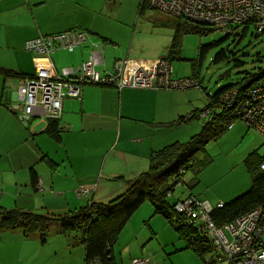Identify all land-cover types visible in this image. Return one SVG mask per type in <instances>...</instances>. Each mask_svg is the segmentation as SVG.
<instances>
[{"label":"crops","instance_id":"0c3cea01","mask_svg":"<svg viewBox=\"0 0 264 264\" xmlns=\"http://www.w3.org/2000/svg\"><path fill=\"white\" fill-rule=\"evenodd\" d=\"M110 1L0 0V197H15L21 195L24 189L33 188L39 190L42 197L46 195L59 199L57 204L61 205L64 200L69 210L77 208L74 204L79 207L87 205L89 198L106 202L121 194L130 180L148 169L149 156L153 151L175 142H185L193 135L195 127L191 128L189 123L197 110L194 99L179 90L118 89L114 85L84 84L80 98L66 97L62 101V114L58 119L59 141L44 133L48 121L33 117L28 124H23L13 111L17 102V83L21 78L52 77L62 69H76L92 55L98 61L95 69L101 73L113 70L119 58L151 62L165 57H158L161 54L159 48L169 47L159 39L161 23H156L150 16L148 21L151 26L138 24L134 10L128 16L122 15L115 8L117 2L112 4ZM109 2L111 9L108 13ZM142 2L138 5V15L148 7L145 3L140 9ZM145 26L149 31L146 32L149 38L146 42L138 33ZM72 29L86 33V41L72 51L59 49L46 56L24 49L27 40L39 35ZM139 40L149 42L153 50L158 51H151L146 58H137L135 53H138L136 44L139 45ZM168 40L165 39L166 42ZM4 71H10L14 76H6ZM37 119L39 122L33 124ZM45 137L52 142H47ZM252 146L253 150L244 159L246 170L247 157L259 154V144ZM208 155L210 165L212 156ZM33 171L36 174L35 185L31 183ZM195 185L189 192L211 206L227 202L217 193L206 192L201 196L200 192L194 193ZM82 186L87 188V193L78 195ZM241 187H227L226 198L230 201L248 188ZM25 192L29 193L28 190ZM145 203L127 222L132 227L135 222L137 226L158 215L153 212L151 204ZM161 226L166 228V221ZM53 229L55 235L63 236L58 227ZM163 236L167 238L165 234ZM145 238L135 237L134 246L132 242H124L118 253L112 246L115 264H119L117 258H120L121 264H131L135 258L146 257L153 264L151 252L141 248L154 237L148 231V238ZM176 238L162 239L163 248L171 245L174 251H169L186 253L188 259L186 263L177 259L172 264H204L192 250L183 248L182 241ZM62 241L69 247L77 245L66 237ZM42 245L37 233L26 236L20 228L0 230V259L7 260L6 264H41L36 255L44 247ZM211 255L208 253L205 257Z\"/></svg>","mask_w":264,"mask_h":264},{"label":"trees","instance_id":"16d2710c","mask_svg":"<svg viewBox=\"0 0 264 264\" xmlns=\"http://www.w3.org/2000/svg\"><path fill=\"white\" fill-rule=\"evenodd\" d=\"M145 3L148 4V0H143L140 9L145 6ZM175 19L178 21L175 22L168 54L160 59L170 61L171 57L178 56L183 33L201 34L209 30H216L203 23H194L183 18ZM251 29L252 33H257V36L264 32V30ZM248 30L250 28L247 26L241 27V36L239 37H243ZM235 32L223 33L222 40L234 35ZM218 43L200 44L198 60L202 61L205 55ZM224 58L225 52L220 50L215 54L213 61L216 63ZM4 74L14 76L10 71H4ZM263 76L264 70L252 75H245L239 83L221 87L213 93L206 107L208 120L201 129L185 142H175L153 151L149 156L148 169L130 180L126 189L116 197L106 202L89 200L85 206L58 215L39 214L17 208L6 209L0 206V230L20 228L26 236L37 233L40 243L45 244L49 229L56 225L69 242L83 245V264H115L112 246L132 215L141 205L148 202L152 205L153 212L161 215L166 223L174 229L178 239L183 243V248L192 250L204 264H214L221 260L213 250V240L206 234L203 223L196 222V220L190 222L187 216L174 210L175 204L183 199L173 203L168 202L167 199L177 184L183 183L190 189L197 183V175L189 182L184 181L185 172L190 170L194 174H198L205 168L211 161L206 146L217 140L228 129L227 126L230 123L234 125L238 121L234 114L236 107L224 103L220 105V96L228 90L236 88L238 91L236 99H242L244 92ZM194 78L198 79L195 76ZM198 81L200 87V80L198 79ZM244 125L248 129H252L246 124ZM44 133L55 141H59L58 120L48 121ZM261 137L263 136L261 135ZM202 156L203 158L198 160ZM263 159L264 156L257 153L250 154L246 159L247 170L251 177L250 187L230 201L222 203L221 207H218L217 204L212 206L209 216L217 226H223L257 207L264 209V170L260 168ZM31 180L32 185H35L36 174L34 171ZM189 195L192 194L189 192L187 196ZM208 253H212V255L205 257Z\"/></svg>","mask_w":264,"mask_h":264},{"label":"built area","instance_id":"2783aa9c","mask_svg":"<svg viewBox=\"0 0 264 264\" xmlns=\"http://www.w3.org/2000/svg\"><path fill=\"white\" fill-rule=\"evenodd\" d=\"M148 6L159 13L175 18L203 23L229 34L247 26L264 30V0H148ZM86 41L83 30L72 29L27 40L24 49L30 53L49 56L56 50L72 51ZM94 55L76 69H62L52 77H24L17 83V103L13 111L23 124L33 117L46 121L58 120L62 114V101L66 97L80 98L84 84L114 85L145 89L186 90L199 87L194 77H172L168 59L137 61L119 58L113 70L101 73L95 69ZM237 89L222 94L219 101L235 106V119L261 134L264 138V76L236 99ZM207 114V111L205 112ZM230 123L227 128L232 127ZM264 170V159L260 164ZM78 195L87 193L80 187ZM218 207L222 203H217ZM212 206L195 195H189L175 204L174 210L187 216L189 221L202 222L206 234L213 240V250L228 264H264V209L257 207L223 226L210 218ZM97 264V263H95ZM131 264H150V258H135Z\"/></svg>","mask_w":264,"mask_h":264},{"label":"rangeland","instance_id":"374dc122","mask_svg":"<svg viewBox=\"0 0 264 264\" xmlns=\"http://www.w3.org/2000/svg\"><path fill=\"white\" fill-rule=\"evenodd\" d=\"M110 2L112 4L117 2L115 8L122 15L128 16V14L134 10V15L138 17V24L143 26H151L148 19L150 16H153L156 23H161L159 26V39L162 43L165 42L169 46L171 42V34L176 25L175 22L178 21L177 19L159 13L149 6V8L145 7L144 12H141L138 15V5L141 0H111ZM110 2L108 9H106V12L108 13L111 9ZM152 21L153 20H151V22ZM130 30H132V26ZM251 30L252 29L250 28V30L240 38L241 28H237L234 35H231L224 40H222L223 33L219 30H209L207 32H202L201 34L196 32L182 34L178 48V56L175 58L171 57L170 62L172 77L186 78L195 76L200 80V87H191L183 91H178L188 93L190 97L194 99L195 109L197 110L195 112V117H193L189 123L191 128L195 127L192 134L197 133L208 120V116L205 112L210 101V96L213 93L221 87L239 83L245 75H252L264 70V32L257 36V33H252ZM140 31L141 32H138L141 34L140 37L146 42L148 38L146 32L149 31H147L146 26ZM155 32H153L154 37ZM166 38H169L168 42L165 41ZM212 42L219 43L205 55L202 61H199V45ZM123 43H125V41H123ZM136 49H138V53H135L137 58H146L151 51H158V49L153 50V46L149 45V42L144 43L142 41H140L139 45L136 44ZM159 49L161 54L158 57L166 56L168 54V48L165 49L161 47ZM220 50L225 52V58L215 63L213 61L214 56ZM219 104L221 105V101H219ZM38 122L39 119L35 120L33 124ZM47 142L52 141L47 138ZM254 143L255 145H257V143L259 144L258 153L263 156V137H261L258 132L245 127L242 121H236L231 129H226L216 141H212L208 144L207 153L212 156V163L205 167L199 174H194L190 170L186 171L183 177L184 181L189 182L195 175H197L198 183L193 189L194 193L200 192V196L206 192L208 194L217 193L224 199H227L226 201H229L228 199L230 198H226L225 194V192H227L225 191L227 187H233L235 185H241V188L243 189L250 187L251 177L249 172L245 169L246 166H243V164L245 157L253 150L252 145H254ZM49 150L51 153L52 150ZM202 158L203 156L198 160H201ZM248 188L243 191H246ZM26 190L29 191L28 194H26ZM188 192L189 189L185 184H177L167 200L170 203H173L176 200H182L187 197ZM89 200H91V198H89L88 201ZM57 203H60L59 199L50 198L46 195L42 197L39 190L35 191L33 188L24 189L21 195H16L15 197L8 195L0 197V206L3 208L5 207L6 209L24 208L23 210H29L34 213H48L52 215H58L76 209L71 208L69 210L66 208L67 206L64 204V200L61 202V205ZM74 205L77 208L79 207L76 204ZM142 208H144V206ZM164 220L165 219L161 215H156L149 217L145 223L141 222V224L137 226L136 222L133 227L127 223V225L124 226L123 233H121L122 235L113 245V250L115 253H118V248L124 242H132V245L134 246L135 237L138 239L146 237L145 239H147L149 231L154 238L148 243L144 242L145 244H143L141 249L145 248L151 252L150 257L152 258L153 264H172L177 259L182 263L183 261L186 263L188 259L186 253L181 254V252H173L174 248L171 245L166 246V249L163 248L164 245L162 239H177V236L175 235L176 233L170 225L167 224L166 228L161 226L162 224H165ZM53 226L55 227L56 225ZM149 226L152 228V231ZM54 227L49 229L46 243L42 245L44 247L38 250L39 254L36 255L37 261L41 264H81L83 260L82 245L78 243L74 247L65 245V243H63L64 241H62L65 240V237L62 235H55ZM163 234H165L167 238L163 236ZM140 245L139 242V247ZM171 249L173 251H169ZM1 250L2 249L0 248V252ZM38 257H40V261ZM190 258L196 260L192 257ZM120 261V258L116 259V262L119 264H121ZM6 262L7 260L0 259V264H6ZM226 263V260L221 259L216 264Z\"/></svg>","mask_w":264,"mask_h":264}]
</instances>
